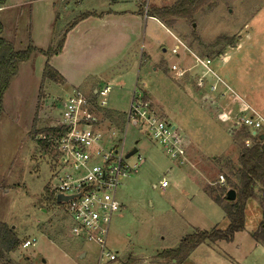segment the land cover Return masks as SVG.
I'll list each match as a JSON object with an SVG mask.
<instances>
[{"label": "rangeland", "instance_id": "obj_1", "mask_svg": "<svg viewBox=\"0 0 264 264\" xmlns=\"http://www.w3.org/2000/svg\"><path fill=\"white\" fill-rule=\"evenodd\" d=\"M175 1L118 0L119 4L111 8L138 10L141 5L145 15L151 7L170 6ZM73 3L6 0V8L0 13L2 37L11 41L15 50L26 49L28 40L44 50L51 42L57 45L65 29L81 16L78 13L73 16L74 11L82 10ZM90 3L100 10L99 5L105 0L80 1L81 6ZM68 21L70 24L65 27ZM91 25L94 32L99 30L97 37L91 34L83 39L71 35L66 51L57 59L54 58L58 54L53 56L49 64L55 68L62 63L68 68L79 65L85 77L100 89L106 81L100 80L99 74L112 70L108 63L105 67L101 63L117 61L116 53L120 49L119 67H128V47H124L122 33L121 36L104 33L106 29L113 33L112 27H101L96 21ZM149 27L150 21L146 26L144 19L143 36L139 35L138 44L134 45L136 61L125 75L113 82L115 86L112 85L106 98L104 111L120 116L116 117L114 126L122 130L126 126L123 115L129 110L134 89L148 92L159 102L151 105L157 115L163 118L165 111L166 121L183 135L188 162L179 167L147 139L144 129L127 126L125 150L136 148L144 163L136 173L120 179L116 191L122 207L113 215L106 239L107 251L116 256L114 264H174L159 254L175 249L183 237L196 230L225 229L228 225L225 213L203 190L208 186L219 190L226 187L228 180L233 181L228 168L237 166L242 143L250 145L248 139L232 140L227 132L230 127L238 126L243 104L264 118V0H218L214 9L196 14L193 23L178 21L172 33L185 48L159 25ZM219 38L222 41L213 47ZM229 43L231 46H227ZM72 44L77 52L70 50ZM191 52L201 60H211L208 67L213 73L207 72L203 81L217 83L218 91L223 92L228 102L226 106L222 102L201 101L204 95L201 93L198 99L189 97L195 93V84L182 81L186 72L181 68L195 62ZM142 54L164 58L168 66L178 63L177 68L167 73L164 64H139L138 57ZM224 54L230 59L226 66L218 58ZM44 63L45 58L38 55L32 62L19 66L0 111V223L10 227L19 240L16 251L0 259V264H98L99 248L72 237L71 222L63 205L55 199H46L44 189L53 195L50 184H56L51 168L54 153L38 142L39 135L53 125L61 112L64 95L71 91L50 81L41 85ZM203 70L199 65L195 71L200 76ZM176 79L181 83L177 85L182 94L174 84ZM184 84L185 91L188 90L185 93ZM216 92L212 95L216 96ZM135 159L132 157L129 163ZM219 176H223L224 184L218 183ZM162 178L169 184L164 191L159 190ZM260 225H264V203L257 196L247 202L244 230L236 233L231 242L200 245L182 264H264V245L251 237L253 232L258 234ZM25 240H35L36 244L23 249Z\"/></svg>", "mask_w": 264, "mask_h": 264}, {"label": "built area", "instance_id": "obj_2", "mask_svg": "<svg viewBox=\"0 0 264 264\" xmlns=\"http://www.w3.org/2000/svg\"><path fill=\"white\" fill-rule=\"evenodd\" d=\"M198 63L210 72L209 60H198ZM109 92L108 87L100 89L94 101L77 90L64 95L58 118L47 128L54 134L39 135V140L46 143L45 148L50 147L54 153L51 168L56 184H50L54 199L69 197L60 204L71 222L70 234L99 248L98 264H114L116 260L115 254L106 249V239L111 219L121 208L116 199L120 179L136 173L144 163L137 150L126 158L131 151L125 150L127 126L144 129L147 139L179 167L188 162L185 139L179 129L162 120L135 90L125 115L126 126L118 130L109 124L101 112L107 106ZM243 105L237 123L254 137L264 134V118L250 106ZM132 157L136 159L129 163ZM218 183H224L223 176H219ZM168 186L167 180L162 178L159 190L164 191ZM261 198L264 199V192ZM35 244V240H25L22 248Z\"/></svg>", "mask_w": 264, "mask_h": 264}, {"label": "trees", "instance_id": "obj_3", "mask_svg": "<svg viewBox=\"0 0 264 264\" xmlns=\"http://www.w3.org/2000/svg\"><path fill=\"white\" fill-rule=\"evenodd\" d=\"M6 0H0V9L5 5ZM218 4V0H176L170 6L151 7L146 10V16L156 19L165 28L173 32V26L178 21L193 23L196 14L201 10L210 11ZM79 19L69 25L62 33V37L57 45L52 43L46 50L33 47L31 43L24 50H15L14 46L2 37L3 27L0 22V111L4 95L9 88L11 80L18 73L19 66L33 60L34 57L41 55L46 58L41 76V85L50 81L62 85L63 78L48 63L49 59L59 54L63 48L65 35L74 26ZM222 39H217L213 47H216ZM227 46H231L229 43ZM221 54V53H219ZM219 57V56H218ZM38 100L41 97V86L39 89ZM145 98V97H144ZM105 119H110L116 123V117H120L115 112L101 111ZM238 126L230 127L227 132L232 140L244 141L248 139L250 145L243 142V149L238 155V164L233 168H228L233 181H227L226 187H220L215 190L210 186L203 190L204 194L217 206H219L228 220L225 229L213 228L211 231H195L194 233L183 237L175 249L162 251L159 256L169 259L174 264H182L191 253L200 245L205 243L215 244L218 241L231 242L234 235L244 230L245 226V208L249 200L259 197L261 203V193L264 192V139L261 136H252L251 133ZM45 134H54L51 129L46 128ZM39 143L45 148L46 143L39 140ZM224 184V183H223ZM228 190H233L236 194L235 201H227L225 195ZM46 199L52 201L53 195L48 189H44ZM258 234L252 233L251 237L264 245V225H260ZM19 246V240L13 230L5 223H0V259L13 253ZM7 259V258H6ZM128 264V263H127Z\"/></svg>", "mask_w": 264, "mask_h": 264}, {"label": "crops", "instance_id": "obj_4", "mask_svg": "<svg viewBox=\"0 0 264 264\" xmlns=\"http://www.w3.org/2000/svg\"><path fill=\"white\" fill-rule=\"evenodd\" d=\"M61 1L65 2V0H61ZM67 1H74L75 4L74 3L73 4L75 6H78V7H80L82 9V10H77V11L73 10L74 11L73 16L76 13H78L81 16L79 18H77L79 20L68 31L67 37L65 39V42H64V45H63V48H62L61 52H60V54L55 56L54 59H57L58 57H60V55L62 53H64L66 51L67 45H68V42L70 40V36L71 35L76 34V35L80 36V38H83V39H86L91 34H92V37H94V36L97 37V35L99 34V30H95V32H94V27H93L94 24L91 25V23L94 22V21H96L98 24H100L101 27L105 26V28H107L108 26H110V28L112 27L114 29L113 33L112 32H108L109 29L108 30L106 29L104 31V33L106 35L110 33V34H114V35L119 34V36H121V33L123 34L122 40H124V43H125L124 47H128V48H126V49H128L126 56L129 58V62H128L129 66L128 67L125 66L124 68H120L119 67V65L121 63V60L119 61L120 54H121V50L120 49H118L117 53H116V60L117 61L105 60L103 63H101V66H104V67L108 63L107 64L108 67L111 66L110 69H112V70H110V72L109 71L106 72V74L105 73H100L99 74V79L102 80V81H104V80L106 81L105 82V86H103L102 88H105V87L110 88V93H111L112 85L115 86V84L113 82L116 80V78L120 77L123 74L125 75V73L128 70V68L133 67L134 61H136L137 52L135 50L136 47L134 45L138 44L139 35L143 36V32L142 31H143L144 19L146 21V26H147L148 21H150V27L149 28H151L152 24H157V25L160 26V28H162L165 31V33H167L174 40L179 42L177 40V38L173 35V33L170 30H168L167 28H165L162 24H160L156 19L145 16L146 14L144 15V12L140 9L141 5H139V9L138 10H136V9H131V10L119 9V10H115V9H112L111 6H113L114 4L118 5L119 4L118 0H111V2H109L108 0H105V3H101L99 5V7H100L99 9L100 10H97L96 9V5L93 4V3H90V4L86 5V6H81L80 5V1L81 0H67ZM5 8H6V4L3 6V8L0 9V13L2 11H4ZM53 9H54V6L52 7V11L51 12H53ZM98 11H100V12H98ZM93 14L94 15L99 14V16H90V15H93ZM56 15L59 18V12H57ZM90 21H91V23H89ZM141 22H143V23H141ZM54 23H56V19L54 20ZM69 24L70 23L68 21L66 23L65 27L67 25H69ZM65 27L62 28V29H65ZM148 33H149V31H148ZM128 41H130V42H128ZM9 42L13 45V43L11 41H9ZM28 43L29 44L31 43V45L33 46L32 42H30V40H28ZM52 43L53 42H51V44ZM51 44L49 43V45H51ZM181 45L184 46L183 44H181ZM33 47H35V46H33ZM35 48H37V47H35ZM71 48H73V52H75L77 50V47L75 46V44L70 45V50H71ZM184 48H185V46H184ZM37 49H41V48H37ZM41 50H44V49H41ZM191 54H192L191 56L195 58V62L190 64V65H187L188 67H184L183 66L184 68H181V69H183L186 72L185 73L186 75H185V77L183 78L182 81L186 82V83L189 82L190 84H191V82H193L195 84V88H196L195 93L193 92V93L189 94V97L194 98V99L195 98L198 99L200 97V93H201V95L204 94L202 97H200L201 101L202 100H206V103L210 102V101H212V102L215 101L217 104H219V102H222V105L224 104L226 106L228 104V102L225 101L223 92H219L218 91L217 83L214 81L213 83L209 84L208 82L203 81L204 80V75L208 71H206V69H204L203 70L204 72L203 71L200 72V76L198 75V72L195 71L196 68H198V66L200 65V64H197V62H198V60H201V59H199L194 53L191 52ZM126 56H124V57L126 58ZM34 58H33V60H34ZM218 58L220 60V64L223 65V66H226V64L230 62V59H228L227 56H225V54L223 56H219ZM51 59L52 58L49 59L48 63L50 62ZM33 60H31L29 62H32ZM67 60L69 61L70 58L67 59ZM131 60H132V62H131ZM138 60H139V64H142V63H145V62H153V63L157 62L156 63L157 66H159V64L160 65L164 64L165 65V72H167V73H169L170 69H172L173 67L177 68L176 64H178V63H176L174 65L168 66L166 59H164V58L155 59V58H151L150 55L146 56L144 54H142V56H139ZM170 60L172 61V58H170ZM205 60H208V59H205ZM205 60H202V61H205ZM45 62H46V58H45ZM179 62L181 64L180 59H179ZM209 62L211 63V60H209ZM44 65H45V63H44ZM69 67L70 68L64 66L63 63H62V65L60 67L56 66V68H55V65H54V67H52L56 72L59 73V75L64 80V83L62 85H59V84H56V85H58L59 87H62L65 91L68 90V92L69 91H73V90L80 91L88 100L94 101L96 99L95 95H96L97 91H99L102 88H100V89L96 88L95 85L93 84V82H91L89 79H87L85 77V72L83 71V68H78L79 65H76V67L73 66V65H69ZM161 67L162 66H160L159 68L162 69ZM113 69H115V70H113ZM42 71H43V69H42ZM82 71H83V73H82ZM114 72H115V74H113ZM209 73L212 74L213 72H211V70H210ZM104 74H105V76L103 77ZM176 80L177 81L174 84L177 87V90L179 91V94H182V92H180L181 90L178 89L179 88L178 85H181V83H179V81H178L179 79H176ZM172 86L174 88V85H172ZM183 86L185 88L183 93H185V92L188 91V90L185 91L187 86H186V84H184ZM214 86H215V88H214ZM134 90L136 91V89H134ZM214 92L217 93L216 96L212 95V93H214ZM136 93L138 95L142 96V100L145 103H147L148 105H150V106L152 105V103H159L157 101H154L152 96L146 91H142L140 93L136 92ZM206 96H208V97H206ZM146 98H148L149 101H147ZM240 100H242V99H240ZM209 110H211V109L209 108ZM223 110L225 111V109H223ZM154 111L156 112V110H154ZM111 112H113V111H111ZM163 114H164L163 118H161L159 115L158 116L162 120L166 121L167 113L165 111H163ZM102 115H103V113H102ZM123 117H125V116L123 115ZM106 120L111 125L115 124L112 121H110V119H106ZM124 120H125V118H124ZM166 122H168V121H166ZM168 123H170V122H168ZM170 124H172V123H170Z\"/></svg>", "mask_w": 264, "mask_h": 264}, {"label": "water", "instance_id": "obj_5", "mask_svg": "<svg viewBox=\"0 0 264 264\" xmlns=\"http://www.w3.org/2000/svg\"><path fill=\"white\" fill-rule=\"evenodd\" d=\"M261 139H264V136H261ZM136 153V148H133L127 155L126 158H129L130 156H132L133 154ZM225 199L227 201H235L236 199V194L233 190H228L226 195H225ZM69 200V197H64V196H57L55 201L56 203L60 204V203H65Z\"/></svg>", "mask_w": 264, "mask_h": 264}]
</instances>
